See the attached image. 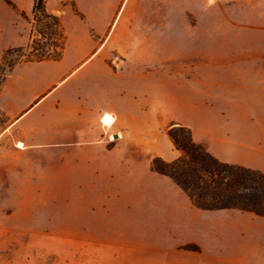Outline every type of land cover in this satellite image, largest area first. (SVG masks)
Here are the masks:
<instances>
[{
  "label": "rangeland",
  "instance_id": "obj_1",
  "mask_svg": "<svg viewBox=\"0 0 264 264\" xmlns=\"http://www.w3.org/2000/svg\"><path fill=\"white\" fill-rule=\"evenodd\" d=\"M34 1L0 0V88L66 57L33 127L0 142V264H264V213L203 208L153 166L183 155L184 126L264 173V0H47L59 49Z\"/></svg>",
  "mask_w": 264,
  "mask_h": 264
},
{
  "label": "trees",
  "instance_id": "obj_2",
  "mask_svg": "<svg viewBox=\"0 0 264 264\" xmlns=\"http://www.w3.org/2000/svg\"><path fill=\"white\" fill-rule=\"evenodd\" d=\"M46 1L35 0L32 11L36 17L39 13L45 15L48 20L45 25L52 34L50 45L59 49L61 24L56 16L47 11ZM35 41L30 44L32 47ZM170 137L183 155L170 162L156 158L153 166L158 172L173 178L200 206L206 209L237 207L257 214L264 213V173L220 161L196 143L190 130L184 126L173 128Z\"/></svg>",
  "mask_w": 264,
  "mask_h": 264
},
{
  "label": "crops",
  "instance_id": "obj_3",
  "mask_svg": "<svg viewBox=\"0 0 264 264\" xmlns=\"http://www.w3.org/2000/svg\"><path fill=\"white\" fill-rule=\"evenodd\" d=\"M101 4H102L101 2L98 3V5ZM61 12L62 11H60L59 14H61ZM73 47L75 48L80 47V44L78 45L74 44ZM89 54L90 53H88L87 51V53L83 57L84 59L83 62H86L87 60L96 57V53L92 55ZM65 57L66 55H64V58L62 60L59 61L57 60L54 62H52L51 60L39 61L38 63H35V65L37 66H32L34 65V63L20 64L13 72H11L6 77L5 81L3 82L0 88V111L5 113L10 120H13V122L11 128L8 130L9 132H4L3 135L0 136V142L4 138H6L8 134L11 135L10 136L11 138L14 137L16 132L15 128L21 127L28 130L30 127H33L34 123L33 125L29 123V119H31L32 114L35 111H37L38 107L45 101L46 98H43L41 96L46 92H48V90L53 86V84L56 83L57 80L59 79V74L57 72L52 74L56 76L57 79L55 80L51 79L50 78L51 75H49L50 73L47 72V70L49 68H54V70L57 71L59 67L58 66L59 63H62V61L65 60ZM42 68L43 70L46 69V72L43 71ZM39 69H41L45 75L42 72H39L38 71ZM105 113H110V112H104L103 114ZM102 115L100 117V122L102 126L104 127L105 130L110 129L114 122L110 126H105L101 121ZM19 130H20L19 132H21V129ZM117 133L121 135L120 132ZM18 140L19 141H15V144L18 142L23 143V146L17 149L18 151L31 149L33 147L32 140H30V136H28L27 131L23 132L22 135L19 134ZM84 143H88V142L84 141ZM66 144L67 143L61 144V146Z\"/></svg>",
  "mask_w": 264,
  "mask_h": 264
},
{
  "label": "bare ground",
  "instance_id": "obj_4",
  "mask_svg": "<svg viewBox=\"0 0 264 264\" xmlns=\"http://www.w3.org/2000/svg\"><path fill=\"white\" fill-rule=\"evenodd\" d=\"M114 120H115L114 116L112 114H110V113L103 114L102 115V118H101V121H102V123L105 126H110L114 122ZM111 135H112V133H111ZM116 135L119 136V133H116ZM18 146L19 147H22L23 146V143L22 142H19L18 143Z\"/></svg>",
  "mask_w": 264,
  "mask_h": 264
},
{
  "label": "water",
  "instance_id": "obj_5",
  "mask_svg": "<svg viewBox=\"0 0 264 264\" xmlns=\"http://www.w3.org/2000/svg\"><path fill=\"white\" fill-rule=\"evenodd\" d=\"M116 63H119V60L118 59L116 60Z\"/></svg>",
  "mask_w": 264,
  "mask_h": 264
}]
</instances>
